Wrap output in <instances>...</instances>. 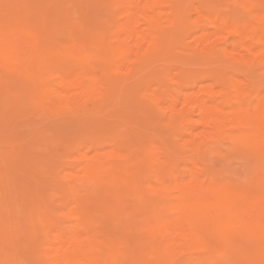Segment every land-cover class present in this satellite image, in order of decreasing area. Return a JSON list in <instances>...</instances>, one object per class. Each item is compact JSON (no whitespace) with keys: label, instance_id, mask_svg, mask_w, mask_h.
<instances>
[{"label":"bare ground","instance_id":"6f19581e","mask_svg":"<svg viewBox=\"0 0 264 264\" xmlns=\"http://www.w3.org/2000/svg\"><path fill=\"white\" fill-rule=\"evenodd\" d=\"M32 1L29 5L12 2L8 6H5L3 2L4 6L0 7V109L11 105V109L6 108L4 112L2 110L4 114L14 110L20 102L33 96L36 98L32 100L34 103L47 101L54 112L58 113L60 110L65 114L71 112L75 115L85 113L84 117L87 114L89 115L87 117H93L108 106L110 114L114 113V109L111 111L110 107L114 108L115 105L123 107L125 102H128L127 104L132 106L133 96L140 100L137 96L141 94L144 104L138 105V108L142 106L140 113L143 117L145 113L147 116L148 108H150L148 115L154 114V118L155 115H158L157 118L160 115L163 121L165 118L167 123L165 127L164 125L162 127L165 129L170 125L174 128L175 132H173L177 139L172 134V136L169 135L175 140L174 144L176 141L178 143L181 141L185 146L188 144L191 152L190 154L188 151L189 156H184L181 154V149L178 151L177 144L175 146L169 142V146L165 144L159 148L148 142L150 146L147 147V144L144 147L143 144L146 142L142 143L141 139L138 141L135 137L139 144L136 141L133 144L128 141L129 137L120 136L122 132H110L111 134H107L105 140L96 141L92 132L86 133V138H83L85 140L80 142L74 140L72 148L76 150L74 154L76 164L73 158L72 160L67 158L73 161L70 162L72 164L70 166L73 167L74 163V167L69 170L66 167L68 172L62 174H65V180L66 178L70 180V186L64 187V185L62 187L64 191L61 189L64 193L60 194L63 195L61 200L66 210H62L61 213L59 209L62 206H59V209L57 207V210L60 216L77 218L80 222L79 228L66 227L58 219L59 215L57 217L54 215L53 208L56 205H53L54 202L51 203L53 199L50 200V195L48 197L47 195L52 192L55 195L59 193L52 191L51 188L54 190L56 186L48 183L45 176L44 181L48 183L46 187L49 184L54 187L49 186V189H45V193L40 190L37 192L39 194L42 192L46 199L49 198L50 203L47 202L48 204L46 203L42 210L44 206L42 207L41 203H45V198L42 195L36 196L37 198L30 196L32 195L30 192L32 193L35 187L41 188L40 184H35L33 180L39 177L43 180L47 170L44 174L41 173L50 161L46 158L41 160L44 158L42 156L44 152L40 154L39 149L36 151L40 155L29 154L28 157L33 159L31 162L37 163L39 156L40 162L46 161L47 165L43 169L44 163L40 165L38 162L35 165H40L39 170L31 168L32 171H28L33 176L28 174L29 180L35 178L31 180L32 183L26 181L27 183L24 184H16V179H12L15 175L9 176L18 191L15 192L12 183V188L4 183L12 189L11 194L9 190L8 195V189L6 193L7 196L11 195L9 202L11 207L7 204L8 201L3 203L9 206L11 213L15 212L14 217L17 222L13 220L14 224L8 226L10 230L15 228V231L12 230L15 233L18 230L19 220L22 225L19 227L20 230L23 229L22 232L27 234L20 218L25 219L30 214V221L33 224L28 238L35 244L38 243L39 247L33 250L30 248L33 262L35 264H224L232 262V260L229 261L231 256L228 255V260H225L217 255V252L224 248L227 250L229 242L239 241L245 236L248 238L246 250L237 261L242 264H264V97L261 91L264 80H256L255 76L247 77V74L250 72L254 74L256 70H260L264 75V0H233L226 4L225 9L217 4H211L210 0V2L207 0H111V2L106 0L107 3H111L110 19L97 28L90 27L83 21L80 23L85 26L79 27L73 23V19L77 18V16L72 18L74 14H71L72 17H69L70 13L66 14L70 18L67 19L66 15L57 8L51 15L47 12L49 8L44 11L47 3L40 10L43 4L40 6L38 0H36L38 4ZM93 1H91L92 4ZM106 1L103 2L106 3ZM85 3L89 2L86 0ZM99 6L101 8L102 5ZM61 7L63 10V6ZM240 7L243 9L242 15L236 13V9ZM90 8L92 9L88 7V10ZM93 9L95 11L94 6ZM83 10L88 13L85 8ZM85 12L83 14H86ZM177 50H181L183 54L201 55L202 63L207 66H204L203 70L196 69L197 67L192 65L189 58L187 60L186 57L178 58ZM135 90H139L138 93ZM145 102L152 108L148 104H146L148 107H144ZM22 104H19L20 107L23 106ZM12 105L15 106L12 107ZM127 107L129 108V106L125 108ZM40 108L42 111L45 107L43 105V108L41 106ZM143 108H146V112L142 111ZM152 110L157 114L152 113ZM130 111L127 109V112ZM11 112L9 111L8 115L12 114ZM3 113L1 117H5ZM35 114L39 113L35 111ZM106 115L109 114L105 113ZM135 116L136 114L134 118L137 119ZM153 116L150 117L153 118ZM1 117L0 126H3L5 120L3 121ZM138 119L142 126V120ZM158 123L161 124V121L158 120ZM153 124L157 123L154 121ZM35 128L39 129V127ZM40 129L46 128L43 126ZM52 130L47 129L46 133L45 130L41 132L37 130L40 133L36 134L35 129V133H32L39 137L43 132L47 134L44 137L48 136L49 140L41 137L44 142L53 138L50 134L55 130L53 132ZM149 130H147L148 134ZM131 133L129 132L130 137ZM163 133L162 130L160 134ZM222 137L232 140L234 145L253 155L251 158L257 159L261 164V169L254 174L250 184L246 182V185L243 183L239 186V183L235 185L220 182L217 179H210L207 175L201 163L202 159L200 160L201 157H199L203 150L202 144L220 140ZM163 140L161 142H165ZM68 144L66 146L70 148ZM49 145L51 146L52 142ZM30 146H26L25 150L24 146L21 148L27 153L26 148L30 149ZM94 148L96 152L91 154ZM69 150L72 151L71 148ZM57 151L54 150L53 154L58 153ZM51 152L48 155H51ZM62 155L61 152L59 157L61 156L64 163L66 160L62 158ZM56 159L59 160L57 155ZM25 164L29 166L30 163ZM25 164L23 170H30V167L27 169ZM53 164H50V167L55 168ZM40 168L43 170L39 172L42 176L38 175L36 178ZM60 168L64 169L61 166ZM50 169L52 167L49 168L48 174H51ZM55 169L52 170L55 171ZM57 170H59L58 167ZM19 171L22 172V170ZM48 174L47 178L51 179ZM10 178H6L5 181L9 180L10 183ZM21 179L26 180L24 176ZM60 179L59 177V181L62 182ZM92 181L98 190L94 193L90 190L82 192V189ZM22 184L29 186L27 188ZM45 184H42L44 185L42 187H45ZM32 186H34L33 189ZM28 190L30 192H27ZM46 190L52 192L46 195ZM2 193L4 194L5 190ZM130 193L133 195L136 212L139 211L149 225L140 239L129 235L126 230L116 231L112 224V216L116 213L113 210L121 207L123 201L130 197ZM5 196H2L3 199ZM59 196L54 198L58 199ZM34 198L37 199L36 202ZM38 198L40 200L43 198L42 202ZM37 201L40 202L39 205ZM34 202L36 206H31ZM128 204L125 205L128 206ZM27 209H30L28 216ZM23 212L25 215L19 217V213L23 214ZM5 217L3 215L2 218ZM7 218L6 222L14 219ZM126 224L129 225L128 221ZM12 225L16 226L12 228ZM134 226L137 227V224ZM7 229L6 223L0 220L1 244L11 243L18 234L21 236L20 232L14 237L11 235L13 232ZM23 237L25 236L22 234ZM20 243L21 241L19 245ZM27 246L23 248L28 251ZM1 247L5 248L4 245ZM15 247L16 245L13 247L14 250ZM1 249L0 251L3 250ZM4 250L8 251L6 248ZM16 251L14 254H17ZM17 256L19 257L17 254L13 258L16 259ZM20 256L24 257L21 254ZM218 256L226 262L217 258ZM13 258L11 261H9L10 258L8 261L0 260V264H11ZM26 258L27 260L23 258L21 260L27 262L31 259L30 256L28 259L27 255ZM22 263L18 262V264Z\"/></svg>","mask_w":264,"mask_h":264},{"label":"rangeland","instance_id":"374dc122","mask_svg":"<svg viewBox=\"0 0 264 264\" xmlns=\"http://www.w3.org/2000/svg\"><path fill=\"white\" fill-rule=\"evenodd\" d=\"M1 1V4H0V7H2V6H8L9 4H12V2H14V3H17V4H19V5H21L22 3L23 4H28L29 5V3H30V1H32V0H25V1H21V0H18L17 2H15L16 0H0ZM26 1H28V2H26ZM36 0H34V1H32V2H35ZM49 1H51V2H49ZM65 1H66V6H65ZM38 0V3L40 4V10L42 9V7H44L45 5H46V3H47V5L45 6V9H44V11L45 10H47L48 8H49V10H47V12L49 13V14H51V15H53L54 14V10L56 11L57 10V8H58V11H60V12H63L65 15L66 14H69L70 13V15H69V17L71 16V14H74L73 16L74 17H72V18H76L75 16H77V18L76 19H73V23H76L79 27H84L85 26V24L86 25H88V26H90V27H94V28H97V27H100V26H102L103 24H106L107 22H108V20L110 19V17H109V14H110V11H111V6H110V2H111V0H108V1H110L109 3H107L108 1H106V0H102V1H98V3H95L97 0H87V2H89L90 3V5L92 4V2L91 1H93L94 3L92 4L94 7H95V11H94V9H93V6L91 5H88L89 3H85L86 2V0H84L85 2L84 3H82L83 1H80V0H78V2H77V0ZM69 1V2H68ZM74 2V3H72V2ZM103 1H106V3L105 2H103ZM207 1H209V0H207ZM211 1V2H210ZM209 2L211 3V4H214V5H219V6H221L223 9H225V6H226V4L227 3H230V2H232L233 0H210ZM213 1V2H212ZM4 2V3H3ZM26 2V3H25ZM42 2H44V3H42ZM53 2L55 3V4H53ZM58 2H60L59 4H58ZM62 2H64L62 5H60ZM67 2H68V4H67ZM80 2H81V4H84L83 6L80 4ZM102 2V3H101ZM215 2V3H214ZM2 3L4 4V5H2ZM36 3H37V1H36ZM37 3V4H38ZM52 3V4H51ZM70 3V4H69ZM105 3V4H104ZM58 4V5H57ZM73 4H75V5H73ZM85 4H87V5H85ZM95 4V5H94ZM96 4L98 5H102L101 6V8H100V6L98 5V6H96ZM73 5V6H72ZM79 5H80V7H79ZM107 5V6H106ZM61 6H63V10H62V7ZM70 6V7H69ZM87 6V7H86ZM224 6V7H223ZM64 7H65V9H64ZM67 7H69L68 9H67ZM84 9L85 8V10L88 12V13H86L82 8ZM88 7H92V9L90 10H88ZM74 8H76V9H74ZM100 8V9H99ZM102 8H103V11H102ZM108 8V9H107ZM1 9V8H0ZM50 9H52V10H50ZM60 9V10H59ZM66 9H67V11H66ZM70 9H72V10H70ZM81 9V10H80ZM99 10H101V11H99ZM110 10V11H109ZM52 11V12H51ZM66 11V12H65ZM70 11V12H69ZM81 11H83V12H81ZM89 11H90V13H89ZM93 13H92V12ZM97 11V13L99 14V16H98V14L97 13H95ZM239 11V12H238ZM75 12H79L78 14L76 13L75 14ZM86 13V14H83V13ZM104 12V13H103ZM106 12V13H105ZM82 13V14H81ZM236 13L237 14H240V15H242V14H244L243 13V9L240 7V8H238V9H236ZM85 15H87V16H85ZM90 15V16H89ZM94 15H96L95 16V18H97L96 20H95V18H94ZM68 15H66L65 17H67ZM93 16V17H92ZM98 16V17H97ZM69 17H67V19L69 18ZM85 17V18H84ZM92 17V18H91ZM102 17H103V19H102ZM72 18H71V20H72ZM89 18V19H88ZM98 18H99V20H98ZM70 19V18H69ZM78 19V20H77ZM86 19V20H85ZM74 20L76 21V22H74ZM83 21V23L85 22V24H83V23H80V22H82ZM98 21V22H97ZM87 22V23H86ZM83 24V25H82ZM176 55H177V57L179 58H185L186 60H187V58H189L188 60H191L192 61V65L193 66H196L197 68L196 69H199V70H203V69H205L204 68V66L206 67L207 65L206 64H204V63H202L203 61L201 60V59H203V58H201V55H195V54H193V53H185V54H183L182 53V51L181 50H177V52H176ZM179 55V56H178ZM204 58H206V57H204ZM205 61V60H204ZM196 64V65H195ZM201 66H200V65ZM257 71V72H256ZM256 71H254L255 73L254 74H251L252 72H250L249 74H247V77L248 78H252L253 76H255L256 78H254V79H260V81H263L264 79V77H262V76H264V75H262L263 73L260 71V70H256ZM258 72H260V74H258ZM246 73V72H245ZM255 74H257V75H255ZM262 75V76H261ZM257 76H259V78L257 77ZM262 78V79H261ZM259 81V80H258ZM264 83V82H263ZM132 88V87H131ZM135 88V87H134ZM132 91V90H131ZM138 91L139 90H135V92H137L138 93ZM262 96L264 97V85L262 86ZM136 93V94H137ZM139 96H137V97H140L139 99L140 100H138V99H136L135 97L136 96H133L134 98H132L131 99V102H132V106H131V104H127L128 102H125V106H123L122 107V105L121 106H119V107H116V105H115V107L113 108H111L110 107V109H112L111 111H113V109H114V113H112L111 112V114L109 113L110 112V110H109V106L106 108V109H104V110H102V112H100L98 115H94L93 117H87V116H89L88 114H87V116H85L84 117V115L83 114H85V113H81V114H79V115H81V116H79L78 114H73V113H71V112H66V114L65 113H63V111H58V113L57 112H54L52 109H50L51 108V106H50V103H47V101L46 102H44L43 103V101H41V102H38V101H36V102H38V103H36V105H38V106H36L35 105V103L33 102L34 100L33 99H36L35 97H30V98H28V99H26V100H23L22 102H20L19 104H22V103H24V104H26V106L24 105V104H22L23 106L22 107H20L21 105H12V107L13 106H15L16 108V111H15V109L14 110H9L10 112L11 111H14V112H17L19 109V111L17 112V113H15V114H13V112H11L12 114H9L8 115V113H9V111H7V114L5 113H3L4 111H6V108H9V109H11V105L8 107V105H6L7 107H4V109H2L3 110V112H2V110L0 109V111L5 115V117H1V115H2V113H0V117L2 118V120L4 121L3 122V124L5 125H3V126H0V173H1V175H0V181L2 182V177H3V184L0 182V194H1V196H0V201H1V207H0V209H1V211L3 212V214H2V212L0 211V217L2 218L3 217V215H4V217H5V215H6V217L5 218H2V219H0V220H2L3 222H5L6 223V228H8L7 230H9V231H15V228H14V226H16V225H12L13 227L12 228H14V229H12V230H10L11 228L10 227H8V226H11L10 224H14V221H16L15 220V217H14V213H11L12 211L9 209V206L11 207V205H9L10 203V198H11V195L10 196H7V189H8V195H9V190H10V194H11V190L12 189H10V187L12 188V184H13V182H12V180H11V178L9 177V176H11L12 177V175H15V177H12V179H16L15 180V182H16V184L17 183H19V184H21V183H30V181L31 180H33V179H35V178H30L31 180H29V178L28 177H33L31 174L32 173H29L28 171H32V169H34V168H36V169H38L39 168V166L40 165H42L43 163V169H44V167H45V165H47V164H45L46 163V161L45 162H40V158H39V156L38 155H35L36 157L38 156V160L39 161H37V158H35L36 159V161H37V163L38 162H40L39 164L40 165H35V164H37L36 162H31V159L32 158H29L28 156H29V154H32V153H37V154H39L36 150H38V151H41L40 152V154L41 153H43L44 152V155H42L44 158L43 159H41V160H45V158L47 159V161H48V159H49V161H50V163H48V165H47V168H45V170H44V172L43 173H41V174H44L45 173V171L47 170V172H49V168H51L52 167V169H55V171L54 170H52V169H50L51 170V174L49 175L47 172V174L49 175V176H51V179H48L47 178V174L45 173L44 175H43V180L41 179V177H39L40 179H41V181H40V179L38 178V179H35L36 181H38V182H36L35 180H33L34 182H35V184L36 183H39V184H37V185H39L41 188H39V189H37V187H35L34 188V186H32V189L34 188V192L30 189V187H31V185H30V187H29V189H30V191H32V193L28 190L27 192H30V194H32V195H30V196H34L35 198H37V197H39L40 195H42L43 196V194H42V192H44L45 193V189L47 188V189H49V186H51V185H54V186H56V188L54 187V186H51V187H54V190H53V188H51L52 189V191H54V192H57V193H59V195L60 194H63L64 192H62V187L64 186V187H67L68 185L70 186V180L68 179L67 180V178H66V180L68 181H66L65 180V177H64V175H62L63 174V172L64 173H67L68 172V170L71 168H73L74 167V163H75V157H74V154H75V152H76V150H74V148H72V143H74L73 141L75 140V142H76V140L77 141H81V140H85V139H83V138H86L85 136H86V133H93L94 134V139H96V141H99V140H105V138L108 136L107 134H111V133H116V132H118V133H121V137L122 138H124V137H129L128 138V141L129 142H131V143H133L134 144V142L136 141L138 144H139V142L138 141H140V139H141V142L142 143H144V142H146V144H143V146L145 145H147L148 144V142L150 143V144H155V146L156 147H160L161 145H167V146H169V143L170 144H172V145H175L176 146V144H177V149H178V151L180 150L182 153L181 154H183L184 156H189L190 154H191V152H190V147L188 146V144L185 146V144L184 143H182L181 141H179L180 143H178L177 141H176V144H174V142H175V140L173 139V137H171L170 138V136H174L175 137V139H177V137L174 135V128L171 126L170 127V125H168L169 126V128H171L170 130H167V129H169L167 126H166V128L164 129L163 127H165V124L167 123V121L165 120V118H164V121L162 120L163 119V117L162 116H160L159 115V118H161V119H159V118H157L158 117V115H155L156 117L154 118V114H151V115H148V113H149V109L150 108H148V113H147V116H146V113L144 114L145 115V117H143V115H142V113H140L141 112V107L143 106V104H144V101H143V98L141 97V94H138ZM132 97V96H131ZM128 99H130V98H128ZM33 100V101H32ZM27 101H28V103H27ZM127 101H129V100H127ZM1 102V101H0ZM33 102V103H32ZM142 103V104H139V103ZM40 103V104H39ZM43 103V104H42ZM130 103V102H129ZM32 104V105H31ZM35 106H34V105ZM146 104H148V103H146L145 102V105H144V107L146 106V107H148ZM30 105V106H29ZM43 105H44V109L41 111V108H40V106L43 108ZM48 105V106H47ZM123 105H124V103H123ZM138 105H142V106H140V108H138ZM149 105V104H148ZM33 106H34V108H33ZM126 106H129V108L127 107V108H125ZM20 107V108H19ZM25 109H24V108ZM37 107H38V111H37ZM135 107L137 108V109H135ZM149 107H151V105H149ZM23 108V109H22ZM32 108V109H31ZM39 108H40V110H39ZM125 110H124V109ZM152 108V107H151ZM13 109V108H12ZM31 109V110H30ZM127 109H128V111H130V112H127ZM154 109V108H153ZM33 110V111H32ZM108 110V111H107ZM117 110V112L115 113V111ZM136 111V113H134L135 111ZM143 110H145V112H146V108L144 109H142V111ZM35 111H36V113H39V114H35ZM41 111V112H40ZM104 111H105V113H108L109 115H106L105 116V113H104ZM124 111H126V112H124ZM151 111V110H150ZM60 112V113H59ZM62 112V113H61ZM121 112V113H120ZM137 112H138V114H137ZM144 112V111H143ZM19 113V114H18ZM22 113V114H21ZM25 113V114H24ZM134 113V114H133ZM152 113H156L155 111H153L152 110ZM18 114V115H17ZM34 114V115H33ZM119 116H118V115ZM125 114V115H124ZM131 114V115H130ZM136 114V116L135 117H137V119L138 120H142V126H140V124H139V122L137 121V119L136 118H134V115ZM140 114L142 115V116H140ZM157 114V113H156ZM8 115V116H7ZM14 115V116H13ZM63 115V116H62ZM138 115V116H137ZM72 116V117H71ZM98 116V117H97ZM100 116V117H99ZM118 116V117H117ZM124 116H125V119H124ZM132 116H133V119H132ZM150 116H153V118H151ZM31 117V118H30ZM64 117V118H63ZM71 117V118H70ZM95 117V118H94ZM96 117H97V119H96ZM115 117V118H114ZM5 118V119H4ZM9 118V119H8ZM17 118V119H16ZM111 118H112V120H111ZM157 118V119H156ZM21 119V120H20ZM92 119V120H91ZM95 119V120H94ZM120 119V120H119ZM136 119V120H135ZM149 121H148V120ZM153 119V120H152ZM89 120V121H88ZM98 120V121H97ZM128 122H127V121ZM158 120H160L161 121V124L160 123H158ZM87 121H88V123H87ZM114 121V122H113ZM125 121V122H124ZM134 121H135V123H134ZM152 121V122H151ZM155 121V123H157V124H153V122ZM37 122V123H36ZM58 122V123H57ZM122 123V125H121V123ZM123 122H124V124H123ZM165 122V123H164ZM113 123V124H112ZM129 123V124H128ZM131 123V124H130ZM7 124V125H6ZM31 124L33 125V126H31ZM107 124V125H106ZM38 125V126H37ZM48 125V126H47ZM111 125V126H110ZM131 125V126H130ZM133 125H134V127H133ZM136 125H137V127H136ZM156 125H157V127H156ZM164 125V126H163ZM43 126H44V128H46V129H40V128H43ZM46 126V127H45ZM152 126V127H151ZM163 126V127H162ZM3 127V128H2ZM32 129H31V128ZM33 127H34V129H33ZM35 127H39V129H37V128H35ZM49 127V128H48ZM63 127V128H62ZM108 128H110V129H108ZM134 128H135V130H134ZM138 128V129H137ZM159 128H160V130H159ZM172 128H173V130H172ZM26 129V130H25ZM36 129V131L38 130V131H40L41 132V130H45L44 132L46 133V130L48 129H50V130H52V132L53 133H51L50 134V136L51 137H53V138H50L51 140L50 141H48L49 140V137L48 136H46V137H44L45 135H47V134H44V132L42 133V134H40V135H42L43 136V138L44 139H48V140H44V142H42L43 141V138H41V137H39V136H36V135H34L33 133H35L34 132V130ZM117 129V130H116ZM119 129V130H118ZM131 129V130H130ZM140 129L144 132H142V131H140ZM150 129V130H149ZM157 131H156V130ZM2 130V131H1ZM33 130V131H32ZM147 130H149V134H148V131ZM151 130H153V131H151ZM158 130H159V132H158ZM163 130V134H160L161 133V131ZM166 130H167V132H166ZM172 130V133L170 132ZM36 132V134H39L40 132ZM72 131V132H71ZM114 131V132H113ZM146 131V132H145ZM156 131V132H155ZM174 131V132H173ZM2 132V133H1ZM15 132V133H14ZM33 132V133H32ZM49 132H51V131H49ZM59 132V133H58ZM111 132V133H110ZM129 132H132L131 134V137H130V135H129ZM136 132H138V133H136ZM151 132V133H150ZM4 133V134H3ZM97 135H96V134ZM123 133H124V135H123ZM128 133V134H127ZM167 133V134H166ZM3 134V135H2ZM49 134V133H48ZM145 134V135H144ZM154 134H156V135H154ZM159 134H160V136H159ZM165 134V135H164ZM172 134V135H171ZM29 135V136H28ZM103 135H104V138H103ZM129 135V136H128ZM141 135H143V136H141ZM170 135V136H169ZM141 136V137H140ZM156 136L160 139V137H161V139L159 140L158 138H156ZM163 136V137H162ZM29 139H28V138ZM37 137V138H36ZM38 137L40 138V139H38ZM87 137H91V136H87ZM102 137V138H101ZM138 138L137 140H135V138ZM140 137V138H139ZM165 137V138H164ZM132 138H134V140H131ZM146 138V139H145ZM151 138V139H150ZM164 140H163V139ZM148 139V140H147ZM165 139H167L168 141H166ZM61 140V141H60ZM70 140V141H69ZM165 141V142H161V141ZM49 143H48V142ZM133 141V142H132ZM231 141V142H230ZM48 144H47V143ZM51 142H52V145L50 146L49 144H51ZM58 142V143H57ZM169 142V143H168ZM217 142V143H216ZM230 142V143H229ZM233 141L232 140H230L229 138L227 139V138H220V140L219 139H216V140H214L213 142H210V143H206V144H202V148H203V153H201L200 152V154H201V156H200V154H199V157H201L200 158V160L202 161L201 163H202V165L204 166V168H205V170H206V173H207V175H209V177H210V179H213V180H219L220 182H228V183H231V184H235V185H237L238 183V185L240 186V184H242L243 185V183H244V185H246L247 183L248 184H250V182H252V180H253V177H254V174L256 173V172H258V170H260L261 168V164L257 161V159H252L251 157L253 156V155H251V154H248L246 151H244L242 148H240L239 146H237L236 144L234 145V143H232ZM38 143V144H37ZM41 143V144H40ZM44 143V144H43ZM54 143H57V144H55L54 145ZM65 144V145H63V144ZM69 143V144H68ZM141 143V144H142ZM2 144V145H1ZM31 146H30V145ZM68 144V146H70V148L72 149V151H68V149H70V148H67V145ZM150 144H148L147 145V147L148 146H150ZM36 145H37V149H35L36 148ZM41 145V146H40ZM80 145H82V143L80 144ZM80 145H78V147H80ZM201 145V144H200ZM21 146H24L23 148H24V150H25V147L26 146H30V149H28V147L26 148L27 149V153H26V151H24L22 148H21ZM57 146H58V149H57ZM144 146V147H145ZM171 146V145H170ZM16 147V148H15ZM54 149H53V148ZM56 147V148H55ZM63 147H66L65 149H67V150H65V149H63ZM179 147V148H178ZM185 147H186V149H185ZM13 148V149H12ZM51 148V149H50ZM172 148H174V147H172ZM239 150H238V149ZM19 149H22V150H19ZM47 149H50L49 151H47ZM53 149V150H52ZM59 149H61V150H65V153L63 152V151H61L62 153H63V157L62 158H64L66 161L64 162V163H62L64 160L62 159L61 160V156L59 157V155H61V152H60V150ZM189 149V150H188ZM15 150V151H14ZM16 150H17V152H16ZM32 150H33V152H32ZM54 150L56 151V150H58L57 152L58 153H55L56 155H57V157H58V159L60 160H57L56 159V155L55 154H53L54 153ZM73 150H74V152H73ZM187 150V151H186ZM24 151V152H23ZM28 151H30L29 153H28ZM36 151V152H35ZM52 151V152H51ZM184 151H186V152H184ZM188 151L190 152V154L188 153ZM16 152V153H15ZM23 152V153H22ZM50 152H51V155H48V153L50 154ZM66 152H67V154H66ZM69 152V153H68ZM95 153L96 152V150H95V148L94 149H92V151H91V154H93V153ZM184 152V153H183ZM47 153V155H45ZM60 153V154H59ZM72 153V154H71ZM185 153H187V154H185ZM27 154V155H26ZM33 154V155H34ZM39 154V155H40ZM59 154V155H58ZM64 154H66V156L64 155ZM70 154V155H69ZM33 155H32V157H33ZM53 155H54V158H53ZM205 155V156H204ZM24 156V157H23ZM47 156H50L49 158L47 157ZM69 156V157H68ZM71 156H73V157H71ZM238 156V158H236ZM27 159H26V158ZM71 157V158H70ZM198 157V158H199ZM239 157H241V158H239ZM249 157H250V160H249ZM22 158V159H21ZM34 158V157H33ZM42 158V157H41ZM55 159L54 161H56V162H58L57 164H56V162L54 163V161H53V159ZM67 158L70 160H72V158H73V161H74V163H73V167L72 166H70V165H72V164H70V162L72 163L73 161H69V160H67ZM232 158V159H231ZM13 161H12V160ZM27 161H26V160ZM34 159V160H35ZM51 159V160H50ZM231 159V160H230ZM252 159V160H251ZM33 160V159H32ZM254 160V161H253ZM23 161H25V162H23ZM231 161V162H230ZM242 161V162H241ZM26 162H28V164H29V166H27L25 163ZM51 162H53L54 164H55V168L53 167V166H51L50 167V164L52 165L53 163H51ZM77 162V161H76ZM205 162V163H204ZM34 163V164H33ZM68 163V164H67ZM213 164V166H210V165H212ZM253 163V164H252ZM19 164V165H18ZM24 164H25V167H27V169H28V167H30V170H23L24 169ZM53 164V165H54ZM67 166H66V165ZM76 164V163H75ZM34 165V166H33ZM61 167H64V169H62V168H60V166ZM229 165V166H228ZM42 167V166H41ZM57 167L59 168V170H57ZM66 167L68 168V170H66ZM213 167V168H212ZM216 167V168H215ZM17 168V169H16ZM32 168V169H31ZM227 168H229V169H227ZM35 169V170H36ZM63 170V171H61V170ZM17 170V171H16ZM19 170H22V172H23V174H22V172L21 171H19ZM39 170V169H38ZM38 170H36V171H38ZM11 171V172H10ZM20 173H19V172ZM24 171H27L26 173H24ZM34 171V170H33ZM43 170H41V168H40V171H38V174H37V176H36V178L38 177V175H40V176H42L39 172H42ZM58 171L60 172V173H58ZM18 172V173H17ZM35 172V171H34ZM54 172V173H53ZM217 172V173H216ZM230 172V173H229ZM6 173V174H5ZM37 173V172H36ZM156 173H157V171H156ZM155 173V174H156ZM18 174V175H17ZM21 176H20V175ZM30 176H29V175ZM35 173H33V175H34ZM60 174V175H59ZM236 174V175H235ZM26 175H28V176H26ZM62 175V176H61ZM23 176H24V178L26 179V180H22L21 179V177L23 178ZM26 176V177H25ZM44 176L46 177L45 179H46V181H48V183H50L49 184V186H47L46 187V185H48V183L46 182V181H44ZM48 176V177H49ZM240 176V177H239ZM243 176V177H242ZM35 177V176H34ZM59 177L61 178L60 180H62V182H60L59 181ZM237 179H236V178ZM8 179V178H10V183H9V180H8V182L7 181H5V179ZM50 178V177H49ZM53 178H55L54 180H52ZM48 179V180H47ZM49 180H52V182H49ZM14 181V180H13ZM27 181V182H26ZM58 183H57V182ZM64 181H66V182H64ZM7 182V183H6ZM14 182V183H15ZM33 182V183H34ZM41 182V183H40ZM44 182V183H43ZM247 182V183H246ZM7 185L8 184V186H10V187H8V186H6L5 184ZM12 183V184H11ZM31 183H32V181H31ZM45 183H47V184H45ZM55 183V184H54ZM63 183V184H62ZM22 184V185H23ZM42 184H45V187H42V186H44V185H42ZM60 184V185H59ZM95 183L92 181V183L90 182V183H88L85 187L86 188H84V189H82L83 191L82 192H86L87 190H90V192H96L98 189H96L97 188V186L96 185H94ZM5 186V187H3V186ZM18 186V185H17ZM24 186V185H23ZM27 186V188H28V186L29 185H26L25 184V186L24 187H26ZM36 186V185H35ZM59 186H61V187H59ZM68 186V187H69ZM95 186V187H94ZM1 187H2V189H3V191L5 190V193L3 194L2 192V189H1ZM13 187L15 188L14 190H15V192L16 191H18L16 188V186H14V184H13ZM23 187V188H24ZM6 188V189H5ZM44 188V189H43ZM59 188V189H58ZM56 189H58L57 191H56ZM62 189V190H61ZM95 189V190H94ZM13 190V191H14ZM37 190L39 191H42L41 192V194H39L38 192H37ZM44 190V191H43ZM36 191V192H35ZM39 191V192H40ZM51 191V190H50ZM49 190H46V195L50 192ZM51 191V192H52ZM64 191V190H63ZM50 192V193H51ZM33 193H34V195H33ZM56 193V194H57ZM35 194H37V195H35ZM5 196V197H7V199L4 197V199H3V197L2 196ZM29 195V194H28ZM50 195V196H49ZM51 195L53 196H59V195H55V193H51V194H48L47 195V197L49 196V198H50V200H52L53 199V201H51V203L52 202H54V204L53 205H56V207H54L53 208V211H54V215L57 217V215H59L58 214V212L60 211L61 213H62V210H66V208H65V206H64V204H62V200H61V196H63V195H60L59 197H58V199L60 200V201H58V199L55 197L54 198V196L53 197H51ZM130 195V197H127L126 199H125V201H123V203L121 204V207H118V209L116 208L115 210H113V211H115L116 213L112 216V224H113V227H114V229L116 230V231H123V230H126L127 231V233L129 234V235H132L134 238H136V239H140L141 238V235L142 236H144V234L146 233V231H147V229H148V227H149V225L147 224V222L145 221V219H144V216H142V215H140V213H139V211H137L136 212V210H135V208H134V200H133V195H132V193H130L129 194ZM132 195V196H131ZM37 196V197H36ZM2 197V198H1ZM46 197V196H45ZM44 196H43V198H45ZM34 198V201L35 200H37V199H35ZM43 198H41V200H40V198H38V200L39 201H41L42 202V200H43ZM49 198H45V203L43 204V202L41 203L42 204V207L48 202V203H50L49 202ZM6 199V200H5ZM57 199V200H56ZM3 200V201H2ZM46 200H48V201H46ZM8 201V202H7ZM39 201H37L38 203V205H39ZM3 202H7V204L9 205H7V204H4ZM20 202V201H19ZM36 202V201H35ZM34 202V204H31V206L33 205V206H36V203ZM18 203V202H17ZM47 203V204H48ZM128 203H130V204H128ZM132 203V204H131ZM7 205V206H4V205ZM128 204V206H126V205ZM18 205H20V204H18ZM52 205V204H51ZM53 205H52V207H53ZM131 205L133 206V207H131ZM12 206H14V205H12ZM16 206V205H15ZM28 206V205H27ZM27 206H25V207H27ZM59 206L61 207L60 209H59ZM30 207V206H29ZM57 207H58V209H59V211L57 210ZM131 209H130V208ZM28 208V207H27ZM45 208V206L43 207V208H41L42 210ZM9 209V210H8ZM25 209V208H24ZM23 210V209H22ZM22 210H21V212H22ZM28 210H30V209H27V216H28V212H30V211H28ZM41 210V211H42ZM135 210V211H134ZM25 212H26V210H24ZM130 214V215H129ZM2 215V216H1ZM21 215V216H20ZM25 215V213L23 212V214H21V213H19V217H22V216H24ZM140 215V216H139ZM29 216H30V214H29ZM26 217L25 219H22V218H20L21 220V223H23L24 225H25V229H24V231L27 233L26 235H25V233L24 232H22L23 231V229H22V231L20 230L21 228H19V227H21L22 225L20 224V222H19V220H18V223H17V233H15V232H13V233H11V235L13 236L14 235V237H15V235H17L18 233H20L21 232V236H20V234H18L17 235V237H15V239H14V237H12L14 240H11L12 242L11 243H6V242H3L4 244H1L2 243V241H1V243H0V249L3 251V253H2V251H0V260L2 261L3 259H4V261H5V259H7V261L9 260V258H10V260L9 261H11V259L13 258V256H14V258H15V255H19V257L17 256V258L19 259H14L12 262H11V264H15L16 263V261H17V264H18V262L19 263H22V261L24 262L25 260H27V258H26V255H27V257H28V259H29V256H30V258L31 259H29L28 261L31 263V264H35L34 262H33V259H32V257H31V255H30V250L32 249L33 250V248L34 249H38L39 247H38V243H36L35 244V242L34 241H30L29 240V238H28V235H29V230H30V227H32V221H30L31 219H30V217ZM7 217H11V218H14V219H11L13 222H11V220L9 219V221H7L6 222V219L8 220V218ZM115 217V218H114ZM28 218V220H26ZM70 218V219H69ZM133 218V219H132ZM58 219L62 222V223H64V225L67 227V226H70V227H72V228H79V225H80V222H79V220L77 219V218H75V217H69V216H67V215H59L58 216ZM124 219V220H123ZM23 220V221H22ZM26 220V221H25ZM73 222H72V221ZM130 220V221H129ZM124 221V222H123ZM127 221H128V224L129 225H127L126 223H127ZM131 221H133V222H131ZM8 222H10V223H8ZM17 222V221H16ZM25 222H27V223H25ZM72 222V223H71ZM144 223H146V224H144ZM16 224V223H15ZM31 224V225H30ZM75 224V225H74ZM78 224V225H77ZM125 224V225H124ZM137 224V227H135L134 225H136ZM139 224V225H138ZM21 225V226H20ZM23 225V226H24ZM119 225V226H118ZM131 225V226H130ZM143 226H145L144 228H143ZM127 229H126V228ZM140 227V228H139ZM24 228V227H23ZM137 228V229H136ZM20 230V231H19ZM135 230V231H134ZM135 232V233H134ZM140 232V233H139ZM22 234H23V236H25V237H23V238H27V239H23L22 238ZM138 235H139V237H138ZM21 237V239L19 240V238ZM248 237V236H247ZM16 239H17V241H16ZM248 240V238H246L245 236L244 237H242V238H240V240L238 241H233V242H229V245L226 247V249L227 250H225V248L222 250V251H220L219 253L217 252V255H220L221 257H223V258H225V260H228V257L229 256H231V257H229V261L230 260H232V262L230 263V264H236L238 261L237 260H239L240 258H241V256H242V254L245 252V250H246V242H247V240ZM22 240L25 242H22ZM21 241V243H20V245H19V242ZM26 241H28V242H26ZM30 242V243H29ZM18 243V244H17ZM27 243V244H26ZM5 244H7V246L5 245ZM24 244H26V245H28L27 246V249H28V251L25 249L26 248V245H24ZM2 245H4L5 246V248H6V250H8L7 252H5V248L4 247H1ZM12 245H16V247H15V250H17L15 253H17V254H14V246H12ZM35 245V246H34ZM10 246V247H9ZM21 247H22V249H21ZM23 247H25V248H23ZM8 248V249H7ZM17 248V249H16ZM31 248V249H30ZM19 249H20V251L23 253H21L20 251H19ZM231 249H232V252H231ZM10 250V251H9ZM11 250H12V253H11ZM25 251V252H24ZM227 251V252H226ZM241 251V252H240ZM26 252H27V254H26ZM29 252V253H28ZM9 253H10V255H9ZM25 253V254H24ZM229 253V254H228ZM231 253H233V254H231ZM8 254V255H7ZM20 254L21 255H23L24 257H22V256H20ZM227 254V255H226ZM2 255H3V257H2ZM229 255V256H228ZM234 255V256H233ZM220 256H218L217 258H220L222 261H224V262H226L224 259H222ZM7 257V258H6ZM12 257V258H11ZM20 257H22L23 259H25V260H21L22 258H20ZM227 258V259H226ZM232 258V259H231ZM27 261V262H28ZM15 262V263H14ZM27 262H24V263H22V264H26ZM27 263V264H30V263ZM33 262V263H32ZM229 263H224V264H229ZM9 264V263H8ZM237 264H242L241 262H238Z\"/></svg>","mask_w":264,"mask_h":264}]
</instances>
